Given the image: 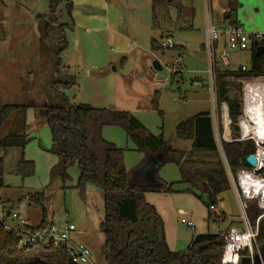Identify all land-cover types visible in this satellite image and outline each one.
<instances>
[{
  "label": "rangeland",
  "instance_id": "1",
  "mask_svg": "<svg viewBox=\"0 0 264 264\" xmlns=\"http://www.w3.org/2000/svg\"><path fill=\"white\" fill-rule=\"evenodd\" d=\"M69 1V14L61 4L58 23L50 27L45 44L55 55L48 59V54H42L39 48L36 17L49 10L51 0H0V105L28 106L25 133L29 140L22 153L24 159L34 165L33 174L22 178L16 171L21 152L0 149L3 184L0 221L15 228L18 223L12 222L6 213L16 212L27 220L29 227H36L44 212L45 223L53 224L58 230L73 225L76 232L70 238L90 251L92 264H103L99 253L103 244L99 233L103 221V193L97 187L86 185L81 196L75 189L78 169L73 164L67 168L69 179L52 178V169L59 158L52 152L50 127L38 118V111L58 105L62 95L71 105L126 111L147 132L161 134L172 148L181 151H189L191 143L177 140L175 127L207 112L212 115L218 153L226 168L223 143L234 139L226 109L215 105L219 71L213 84L209 54L201 44L208 22L218 23L228 9V0H181L180 5L192 9L194 16L186 30L180 32L174 30L178 16L173 7L169 8V18L157 20L162 30L153 28L151 0ZM176 3L178 0L174 5ZM235 14L243 32L264 34V0H237ZM170 29L174 45H183L186 50L181 55L176 51L165 52L164 56L161 50L152 53L151 41L160 44L167 38H161V33L167 36ZM58 51H61V66H57ZM178 57H181L179 74L172 78L174 74L168 68ZM122 58H126L123 64ZM249 60V52L229 53L227 62L231 67L227 63L219 70L236 72L247 68ZM155 62L161 70L151 73ZM63 76L74 78L76 84L69 88L56 87L54 83L65 82ZM234 82L242 86L243 104L246 83L264 85V79ZM155 92L159 94L157 108L151 104ZM242 134L240 126L238 139ZM102 138L124 151L126 170H134L143 160L144 155L127 139L124 128L104 127ZM145 170L148 171L144 177L152 180L150 169ZM157 174L167 184H173V193L154 195L153 199L157 206L153 207L163 222L165 242L172 251L185 252L193 236H224L232 228L242 229L239 221L242 212L229 178L230 189L218 198L217 214L208 220L207 207L188 192L187 185L178 183L180 177L175 165L165 164ZM37 194L43 195L41 205L30 200ZM221 215L226 219L224 222H220ZM181 220L193 227H187ZM231 222L239 223L230 226ZM19 257L28 261L33 253L25 250Z\"/></svg>",
  "mask_w": 264,
  "mask_h": 264
},
{
  "label": "trees",
  "instance_id": "2",
  "mask_svg": "<svg viewBox=\"0 0 264 264\" xmlns=\"http://www.w3.org/2000/svg\"><path fill=\"white\" fill-rule=\"evenodd\" d=\"M176 0H151L153 25L156 28L158 18H168L169 8L177 12V23L191 24L194 16L192 9L174 5ZM64 4L67 13L71 10L69 0H51L49 10L36 17L39 34V48L47 58L55 55L45 44L49 37L50 27L58 23V7ZM237 0H228L226 17L228 24L236 23ZM172 8V9H173ZM240 26V25H238ZM190 29V27H188ZM151 50H162L155 41L150 43ZM264 48V44L261 45ZM256 47L252 45L247 68L236 72L222 70L216 78V103L226 109L230 120L233 141L223 143V154L232 173L246 170L245 158L254 152L251 141L238 142L237 134L243 119L242 86L234 81L242 79H264V52L255 56ZM61 51L57 52V66ZM56 73L59 72L56 70ZM178 73L174 74L175 78ZM64 83H54L56 87L69 88L76 80L63 76ZM158 92L153 94L151 104L157 108ZM58 105L46 106L38 111L39 119L50 127L52 134V152L59 162L52 169V178L67 180V168L75 165L78 169V181L75 189L83 196L86 185H92L103 193V221L99 233L103 244L99 253L103 264H222L221 256L224 247V236L220 234H203L193 236L185 252L169 250L163 232V222L155 208L145 201L147 193H173V184H167L155 174L152 180H135L134 172L140 168L148 157L160 155L165 164H173L179 173V184L187 185L188 192L197 196L208 209L215 206L218 198L230 189L226 168L219 156L214 135L213 123L209 113H200L175 127V137L179 141L191 143L189 151L172 148L161 134L153 135L145 130L142 124L129 112L113 109H98L89 105H71L62 95ZM25 105H0V149H18L21 152L17 163V174L20 177L30 176L34 165L23 156L28 137L25 133ZM107 126L122 127L126 137L144 155L141 163L132 171L124 167V151L102 138V130ZM159 172V171H158ZM157 172V173H158ZM1 174V173H0ZM3 186L0 178V188ZM42 194L30 198L41 205ZM263 212L256 202H249L246 215L250 223H255ZM215 216V215H214ZM43 219L38 227L46 223ZM221 221V218H220ZM228 232V231H227ZM264 241V217L259 219L256 246ZM13 232L5 229L4 220L0 221V264H74L68 255L66 246L42 248L27 246L20 248ZM29 250L33 253L30 260L21 259L19 254ZM248 255L240 253L239 264L247 262Z\"/></svg>",
  "mask_w": 264,
  "mask_h": 264
},
{
  "label": "built area",
  "instance_id": "3",
  "mask_svg": "<svg viewBox=\"0 0 264 264\" xmlns=\"http://www.w3.org/2000/svg\"><path fill=\"white\" fill-rule=\"evenodd\" d=\"M210 2V1H209ZM261 47L264 44V34L243 32L240 26L225 24L216 25L212 20L208 22L205 32L204 49L209 54L210 81L215 83V75L220 63L224 64L229 53L249 52L252 45ZM175 47L171 38H166L160 43L164 51L173 50ZM181 58L178 57L169 67L173 74L179 73ZM262 78H257V80ZM249 87L257 89V95L247 93ZM216 93V92H215ZM243 122L241 127L243 134L236 141H251L254 144L256 164L253 167L247 165L246 170L232 173L228 166L226 172L236 192V198L241 209L242 229H230L224 235V247L221 256L222 264H239L240 253L245 252L248 259L257 254L256 239L258 236V223L264 217V85L246 83L245 98L243 104ZM229 125V120H228ZM249 202H256L263 212L255 223H250L246 215V206ZM210 212L217 214L215 206H210ZM12 222H17L15 228L5 225L8 232H13L20 246H36L42 248L66 246L71 262L74 264H92L90 251L83 245L73 241L70 236L76 232L73 225H68L63 230H58L53 224H45L42 227H29L27 220L20 218L16 212H9ZM187 227H193L191 223L181 220Z\"/></svg>",
  "mask_w": 264,
  "mask_h": 264
},
{
  "label": "water",
  "instance_id": "4",
  "mask_svg": "<svg viewBox=\"0 0 264 264\" xmlns=\"http://www.w3.org/2000/svg\"><path fill=\"white\" fill-rule=\"evenodd\" d=\"M263 52H264V48L258 47L256 49L255 56H261ZM152 67L155 71L161 70L157 62L153 63ZM246 164L249 167L255 166L256 160H255L254 155H249L247 157ZM163 166H164V161L159 155L148 157L143 163V165L140 168H138L140 171L137 172L136 170L134 172V179L146 181L148 177H144V175H145V172L148 170H145V169H150V173H152L154 176ZM8 216H9V212L6 213V217ZM247 262L250 264H264V241L262 245L258 248L257 254L251 260L248 259Z\"/></svg>",
  "mask_w": 264,
  "mask_h": 264
},
{
  "label": "crops",
  "instance_id": "5",
  "mask_svg": "<svg viewBox=\"0 0 264 264\" xmlns=\"http://www.w3.org/2000/svg\"><path fill=\"white\" fill-rule=\"evenodd\" d=\"M226 12L227 11H225V12H223L222 13V15H221V17H220V19H219V21H217L218 23L216 24V25H225V24H227L228 23V18L225 16L226 15ZM168 18H169V16H168ZM236 23H238V21L236 20ZM152 24H153V22H152ZM157 25H156V28H157V30H162L161 29V27H160V25H159V23H156ZM238 25H239V23H238ZM153 28L155 29V26L153 25ZM174 30H178L179 32L180 31H184V30H186L185 29V26L183 27V26H181L180 24H178V23H176V26H175V28H174ZM171 31H173L172 29H170V30H168V35L167 36H165V34L163 33H161V38H165V37H168V38H172L171 37ZM166 32H167V30H166ZM204 42H205V37H204V40H203ZM204 42H202V44H201V48L202 49H204ZM156 44L157 45H160L159 43H157L156 42ZM180 44V43H179ZM186 49H185V47L183 46V45H175V49L174 50H170V51H176L177 53H179L180 55L181 54H183V52L185 51ZM152 51V50H151ZM159 52V51H158ZM161 52V56H164V54H165V52H168V51H160ZM152 53H156V52H153L152 51ZM1 58L0 59H2V56H0ZM181 58V57H180ZM126 60V58H122L121 59V64H123L124 63V61ZM228 62L226 61L224 64H222V63H220L219 64V66H221L220 68H219V66H218V69H222V67L223 66H226V64H227ZM229 64V63H228ZM227 64V65H228ZM229 66H230V64H229ZM231 67V66H230ZM152 69H153V67H152ZM169 69V68H168ZM242 69H245V68H242ZM150 70H151V68H150ZM152 71L153 72H155V70L153 69V70H151V73H152ZM179 74V73H178ZM214 100H215V105H216V97L214 98ZM210 116H212V115H210ZM211 119H212V117H211ZM214 130V129H213ZM236 193V192H235ZM160 194H164V193H147L146 195H145V201L149 204V205H151V206H156V203H154L153 202V199L155 198L154 197V195H160ZM166 195V194H165ZM237 199V198H236ZM237 203H238V201H237ZM157 207V206H156ZM180 214H182V212H180ZM226 219H225V217L223 216V215H221V221L220 222H224ZM239 221H241V220H239ZM41 223V222H40ZM40 223H39V225H40ZM236 223H239V222H231L229 225L231 226V224L233 225V224H236ZM242 224V223H241ZM38 226V225H37ZM36 226V227H37ZM242 228H243V226H242ZM72 235H74V234H72ZM71 235V236H72ZM200 235H203V234H200ZM72 240H73V238H71ZM192 240V239H191ZM74 241V240H73ZM191 242V241H190ZM167 244V243H166ZM168 246V248H169V250H171V248L169 247V245H167ZM172 251V250H171Z\"/></svg>",
  "mask_w": 264,
  "mask_h": 264
},
{
  "label": "bare ground",
  "instance_id": "6",
  "mask_svg": "<svg viewBox=\"0 0 264 264\" xmlns=\"http://www.w3.org/2000/svg\"><path fill=\"white\" fill-rule=\"evenodd\" d=\"M247 93L252 94V98L254 99V98H255L254 95H257V89L254 88V87H249V88L247 89Z\"/></svg>",
  "mask_w": 264,
  "mask_h": 264
}]
</instances>
